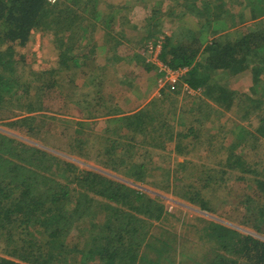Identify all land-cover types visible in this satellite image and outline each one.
I'll list each match as a JSON object with an SVG mask.
<instances>
[{"label": "trees", "instance_id": "obj_1", "mask_svg": "<svg viewBox=\"0 0 264 264\" xmlns=\"http://www.w3.org/2000/svg\"><path fill=\"white\" fill-rule=\"evenodd\" d=\"M134 1L0 0V264H264V168L234 153L246 144L243 130L227 148L219 142L224 127L208 137L204 131L213 115L236 107L240 120L257 118L254 136L264 138V0H200V8L197 0H168L171 12L203 19L196 32L173 34L162 45L159 61L187 71L144 106L123 109L105 88L115 76L135 88L138 60L124 59L133 81L119 76L123 46L107 31L114 12L144 0ZM99 28L111 54L102 66ZM157 32L144 39L155 43ZM36 33L53 38L56 56L45 69L34 70L15 50ZM144 62L147 71L157 69ZM242 76L251 85L238 95L229 88ZM56 92L91 121L118 117L94 132L91 121L47 114L44 100ZM168 143L173 170L150 159ZM194 153L202 156L192 161ZM199 160L205 163L196 170ZM240 181L250 193L235 205L238 227L176 217L162 195L147 191L216 214L230 200L231 183Z\"/></svg>", "mask_w": 264, "mask_h": 264}, {"label": "rangeland", "instance_id": "obj_2", "mask_svg": "<svg viewBox=\"0 0 264 264\" xmlns=\"http://www.w3.org/2000/svg\"><path fill=\"white\" fill-rule=\"evenodd\" d=\"M106 1H109V4L112 3V5H114L113 3H115L116 5H120L129 2L128 6H130L136 3L134 0ZM172 2L170 3V1L168 0H144L140 4H138V6H133L131 10H118L117 12L113 13L114 24L107 31V33L112 37L116 36L117 40H120V43L123 46L120 49V55L123 56H119L120 62H118L116 65V72L119 76L126 75V80L131 79L133 81L132 78H129L127 76V71L131 66L127 63L128 61H124L126 55L131 56L132 54H134L136 60H138V63L135 64L137 65L136 67H138L139 70L138 74L134 77L135 88H128V90H126L127 87H125L122 83L118 85L117 80L114 77L112 80L108 79V81L111 80V82L107 84L105 88V94L109 95V97L112 98L114 105L116 103L123 109H132L138 105L140 106V104L143 103L141 101L146 102L148 100L150 101L154 97H157L160 91L166 88V86H163L161 89L159 88V83L161 81H164V79L161 77V75L158 74L157 69L147 71L144 68V61H146V63L150 62L151 57H153L155 52V49H153L155 46H149L155 45L161 39L164 43L165 38L173 34L175 37H177V35L179 34L186 35L187 33H194L197 31L199 23L203 22V19H201V17L196 18L195 16H193L194 13L192 14L185 12L183 13V15H180V13L175 14V12H171L170 4L172 5ZM196 6L198 8L201 7L200 0L196 1ZM100 10L105 15L111 13L109 9L107 10L106 2L101 4ZM238 10V7L235 6L233 8V13H238ZM154 13L157 14L154 15ZM245 15V21L249 20V14L247 11L245 12ZM153 28L158 31L155 35L157 39L155 43H152V40L144 39V37H147L148 32L152 31ZM232 31L233 29L229 32ZM105 32L106 30H102L99 28L94 34V37L96 38V42L98 44V49H96V58L97 64L99 66L105 65V58L109 59V57L111 56V54L107 56V49H105L104 41L102 40L103 34ZM119 33H123L122 38L118 36ZM232 34H234V32H232ZM51 39L53 38L49 37L48 35L36 33L33 34L30 42L25 47L18 46L15 48V50L16 52L24 55L26 62L32 65V68L34 70L45 69L49 66L50 62L48 61L54 60L56 56L54 46L49 43V40ZM144 45H146V50L142 48ZM106 66H109V64H106ZM108 73L114 76L112 71L109 70ZM233 81V85H230L229 89L236 90L238 95L248 93L247 89L251 85L249 76H242L240 78H236ZM80 82L82 83L83 81L80 80ZM63 88L65 89L64 92L66 93L67 89L65 88V86H63ZM109 97L108 100H111V98ZM44 106L46 109H48L47 111H50L47 112V114L55 113L56 115L64 119L69 118L81 120L87 123H90L91 121L88 118H84V115L86 114L85 110H78L73 104L65 102L63 96L57 92L47 95L46 99L44 100ZM185 108L188 109L187 106H185ZM98 110L99 111H97V113L100 112L98 113L100 115H102V113H105L103 109ZM220 112L221 115L217 117L213 115L210 121L206 123L204 129V131H206V136L208 137L210 135H216L217 131L221 132L220 128L224 127L223 130L227 131L225 134L226 136L223 139L221 136L219 142L224 145L223 147L227 148L231 142L235 141V139L238 138L240 131L243 130L245 133L242 135H247L245 136L246 139L244 142L246 144H239L234 153L236 155L239 154L246 163L257 164L260 166V169H263L264 138L257 140L254 136V134L256 133V127L258 126L257 118L254 115H251L245 120H240L243 112L238 110L236 107L234 109H231V111L222 110ZM116 117H118V115ZM94 118H96V120H92L91 122L93 123L90 126V128L93 129L94 132H99L104 127V119H109H102L103 117L100 116ZM59 132H61V129L59 130ZM172 148L173 145L168 143L165 145V149L163 151L157 149L155 154L150 157L153 164L156 167H160V169L173 170L174 166H172L171 159L173 158ZM202 153H194V155H191L189 157L194 159L192 161H195L196 155L202 156ZM189 157L186 158L187 161H189ZM183 160L184 158L182 157L178 158V162H182ZM203 163H205V160H199L196 163V165H198L196 170L203 169ZM80 166L83 165L80 164ZM199 166H201V168ZM159 174H161V172L155 170L154 177H157V175ZM188 180L190 181L189 177ZM248 184L249 183L246 181L231 183L230 200H228V203L222 205L223 207L220 208L216 214H204L198 212V210L193 206H190L184 201L176 197H172L169 194L156 192L153 189H147V191L153 195H162L163 198L161 199V203H163L168 212L174 213L176 217L182 215L183 219L186 218L189 221L194 220L195 217H201L206 220H215L219 223L238 227L239 218L242 215L235 205L238 204L239 200H241L243 196L250 193L249 189L247 188ZM244 232L248 231L244 229Z\"/></svg>", "mask_w": 264, "mask_h": 264}, {"label": "built area", "instance_id": "obj_3", "mask_svg": "<svg viewBox=\"0 0 264 264\" xmlns=\"http://www.w3.org/2000/svg\"><path fill=\"white\" fill-rule=\"evenodd\" d=\"M163 40L161 39L158 41L155 45H150L149 47L155 46L153 49H155L153 57H151V62H153L157 67V72L161 77L164 79V81H161L159 83V88L161 89L163 86H171L173 87L174 84L186 73V69H180L176 71H171L168 69L162 62L159 60L160 52H161V46H162ZM192 93V92H190ZM199 94V92H198ZM194 95V93H193Z\"/></svg>", "mask_w": 264, "mask_h": 264}, {"label": "crops", "instance_id": "obj_4", "mask_svg": "<svg viewBox=\"0 0 264 264\" xmlns=\"http://www.w3.org/2000/svg\"><path fill=\"white\" fill-rule=\"evenodd\" d=\"M115 78H116V76H115ZM116 80H117V78H116ZM118 83V85H119V82H117ZM152 85V84H151ZM126 87V86H125ZM118 90V89H117ZM126 90H128V87H127V89ZM149 101V100H148ZM148 101H146V102H144V101H141V102H143V103H141L140 104V107H142V106H144L146 103H148ZM118 106V105H117ZM128 113V112H127ZM105 117H103L102 119H104ZM106 118H108V117H106Z\"/></svg>", "mask_w": 264, "mask_h": 264}]
</instances>
